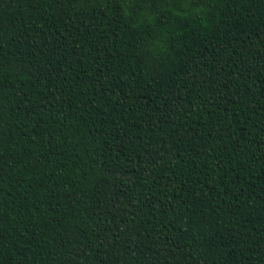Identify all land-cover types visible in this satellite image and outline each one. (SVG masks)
Here are the masks:
<instances>
[{"label":"trees","instance_id":"1","mask_svg":"<svg viewBox=\"0 0 264 264\" xmlns=\"http://www.w3.org/2000/svg\"><path fill=\"white\" fill-rule=\"evenodd\" d=\"M0 264H264V0H0Z\"/></svg>","mask_w":264,"mask_h":264}]
</instances>
